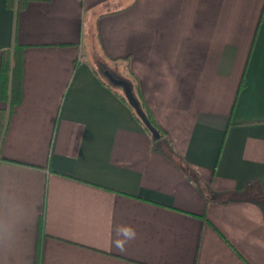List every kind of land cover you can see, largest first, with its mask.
Wrapping results in <instances>:
<instances>
[{
	"label": "crops",
	"instance_id": "0c3cea01",
	"mask_svg": "<svg viewBox=\"0 0 264 264\" xmlns=\"http://www.w3.org/2000/svg\"><path fill=\"white\" fill-rule=\"evenodd\" d=\"M16 44L0 264H36L40 238V264H264V0H0V70ZM124 225L136 238L121 250Z\"/></svg>",
	"mask_w": 264,
	"mask_h": 264
},
{
	"label": "trees",
	"instance_id": "16d2710c",
	"mask_svg": "<svg viewBox=\"0 0 264 264\" xmlns=\"http://www.w3.org/2000/svg\"><path fill=\"white\" fill-rule=\"evenodd\" d=\"M29 1L30 0H6V4H7L8 8L15 9L16 11H20L21 9H23L27 5V3ZM23 49L24 48L22 45L16 44V45H14V47L5 49L3 51V59H2V65H1V70H0V100L5 101L9 104V111L10 112L21 101V93H22L21 78H22V66H23V58H22ZM115 61H117V60H115ZM97 62L99 63L100 66H105V69L102 71L103 75H102V73H101V75L105 79H107V82L111 86L116 87L113 83L110 82V80L106 76V74H105L106 71H109L115 77L127 80L131 84L133 93H134L136 99L138 100L142 110L144 111L146 117L154 125V127L158 130L160 135H162L161 129L159 128L157 123L154 121L149 110L146 108L142 98L140 97V94L138 92H136V86L137 85L135 84V81L131 78L123 77V76H120L119 74L115 73L107 65L106 59L103 56L100 57V59ZM98 71H99V69H98ZM243 85H244V82H242V86ZM121 95H122V98L128 102V100L125 96L124 90L121 92ZM129 105H130V103H129ZM133 110L135 112L134 108H133ZM138 118L140 119L139 116H138ZM144 126H145V124H144ZM3 128H4L3 115L0 112V139H1V133H3ZM145 128L150 132V130L146 126H145ZM150 134L152 135L151 132H150ZM42 230H43V226H42V222L40 221L39 235L42 234ZM40 253H41V238H40V240L38 242V246H37L36 264H40Z\"/></svg>",
	"mask_w": 264,
	"mask_h": 264
},
{
	"label": "clouds",
	"instance_id": "9594fccd",
	"mask_svg": "<svg viewBox=\"0 0 264 264\" xmlns=\"http://www.w3.org/2000/svg\"><path fill=\"white\" fill-rule=\"evenodd\" d=\"M9 209L5 206L0 208V242L8 240L12 233V224L9 220ZM117 235L120 237L115 241L116 247L123 250L124 246L136 238V231L131 226H121L117 230Z\"/></svg>",
	"mask_w": 264,
	"mask_h": 264
},
{
	"label": "water",
	"instance_id": "95a60500",
	"mask_svg": "<svg viewBox=\"0 0 264 264\" xmlns=\"http://www.w3.org/2000/svg\"><path fill=\"white\" fill-rule=\"evenodd\" d=\"M105 74L108 77V79L110 80V82L113 83L115 86L119 85V86L123 87L125 96H126L128 102L130 103V105L135 109L136 114L140 117V119L145 124V126L150 130L153 137L155 139L160 138V136H161L160 133L154 127V125L149 121V119L146 117V115H145L144 111L142 110L138 100L136 99V97L133 93L131 84L125 79L115 77L109 71H106Z\"/></svg>",
	"mask_w": 264,
	"mask_h": 264
},
{
	"label": "rangeland",
	"instance_id": "374dc122",
	"mask_svg": "<svg viewBox=\"0 0 264 264\" xmlns=\"http://www.w3.org/2000/svg\"><path fill=\"white\" fill-rule=\"evenodd\" d=\"M95 49V48H94ZM100 52H99V50H98V47H96V49H95V53H94V55H95V58H93V63H94V65L99 69V71H100V73H102V75H103V70L105 69V66H100L99 65V63L97 62L99 59H100ZM107 65L114 71V70H116V68L115 67H111L108 63H107ZM107 80V79H106ZM116 87L122 92L123 91V87L122 86H119V85H116Z\"/></svg>",
	"mask_w": 264,
	"mask_h": 264
}]
</instances>
